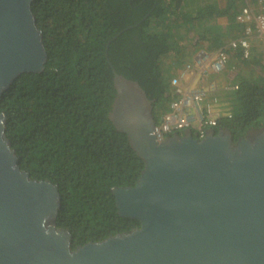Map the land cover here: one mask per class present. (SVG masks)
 <instances>
[{
  "label": "trees",
  "instance_id": "obj_1",
  "mask_svg": "<svg viewBox=\"0 0 264 264\" xmlns=\"http://www.w3.org/2000/svg\"><path fill=\"white\" fill-rule=\"evenodd\" d=\"M199 1L32 3L46 53L44 69L16 78L0 97V112L6 117L5 135L20 169L32 179L57 185L61 207L56 225L71 234L72 249L139 226L137 220L117 215L110 191L133 186L143 162L125 134L117 132L107 118L115 91L105 52L114 70L136 81L153 100L157 123L171 99L169 76L164 75L159 59L167 56L179 61L196 50L182 39L188 29L180 30L181 23L193 20L201 28L220 14L234 17L245 0H226L222 9L216 2L194 5ZM232 27L234 36L220 30L202 31L201 38H196L202 41L197 52H215L241 36L242 25L234 22ZM190 32L196 34L198 29L191 25ZM225 52L235 66V77L222 90L229 116L219 117L213 130L227 129L236 142L248 130L264 125V63L253 50L248 59L239 50Z\"/></svg>",
  "mask_w": 264,
  "mask_h": 264
},
{
  "label": "water",
  "instance_id": "obj_2",
  "mask_svg": "<svg viewBox=\"0 0 264 264\" xmlns=\"http://www.w3.org/2000/svg\"><path fill=\"white\" fill-rule=\"evenodd\" d=\"M34 1L0 0V97L44 69ZM105 57L115 91L107 118L143 162L133 186L110 191L117 215L139 226L72 249L56 225L57 185L20 169L0 112V264H264V125L236 142L224 128L157 141L153 100Z\"/></svg>",
  "mask_w": 264,
  "mask_h": 264
},
{
  "label": "built area",
  "instance_id": "obj_3",
  "mask_svg": "<svg viewBox=\"0 0 264 264\" xmlns=\"http://www.w3.org/2000/svg\"><path fill=\"white\" fill-rule=\"evenodd\" d=\"M234 20L242 25L241 36L229 40L215 52L198 51L191 63L183 62L169 71L171 99L166 112L155 122L153 132L157 141L186 129L201 139L206 135V130H212L217 125L219 117L229 116L228 109L223 112L215 109L221 101L217 93L229 88L235 77V66L225 49L239 50L242 58L248 59L252 40L264 43V0H255L254 3L245 0ZM218 76L225 77L226 83L220 82ZM200 77L205 87L196 90L194 81ZM233 89H237V86H233Z\"/></svg>",
  "mask_w": 264,
  "mask_h": 264
},
{
  "label": "crops",
  "instance_id": "obj_4",
  "mask_svg": "<svg viewBox=\"0 0 264 264\" xmlns=\"http://www.w3.org/2000/svg\"><path fill=\"white\" fill-rule=\"evenodd\" d=\"M208 2H210V3H207V5L209 4V6L211 5V2L212 3L216 2L215 5L219 9L224 8L226 6V4H227L226 0H212V1L208 0ZM197 4H198V2L194 3V5H197ZM212 6H214V5H212ZM208 8L209 7H207V9ZM234 22L235 21L233 19V15L227 17L226 15H221L220 14V15H218L215 18V20H211L210 19V20H207V21L203 22L204 26L201 27V28H199V26H202L201 24L195 23L194 26H195V28L198 29V33H196V34H192L190 32V26H191L192 20H189L187 24L185 22L181 23V25L179 27L180 30L185 31V30L188 29V34L186 36H184L182 39L185 40L186 44L188 42H190V45H195L196 50L190 51V55L188 57H185L184 59H179V61H175L174 59H172L170 57H167V56H165L163 59H161L159 62H160V65L162 66L164 75L168 77L169 76V71L171 70V68L173 66H180L186 60L189 61L190 59H192L190 61V63L193 61V58H194L195 54L197 53V50H200L198 48H201V46H202V41L196 39V38H201L200 36L202 35V31L206 32V33H214L216 30H220L222 32L226 31L227 34H230V35L234 36L235 33H232L230 31L231 27H232V24ZM193 39H195L194 43H193ZM185 42H183V44ZM252 50L258 52L260 57H264V43L261 40L260 41L259 40L258 41L257 40L256 41L252 40ZM262 60H264V59H262ZM219 78L222 81V83H224V84L226 83V81H225L223 76H219ZM204 87H205V84H202V83H197V84L194 85V88L196 90L203 89ZM217 94L219 95L220 99H221V96L223 97L222 90L219 93H217Z\"/></svg>",
  "mask_w": 264,
  "mask_h": 264
},
{
  "label": "rangeland",
  "instance_id": "obj_5",
  "mask_svg": "<svg viewBox=\"0 0 264 264\" xmlns=\"http://www.w3.org/2000/svg\"><path fill=\"white\" fill-rule=\"evenodd\" d=\"M210 1H212V0H210ZM198 3H202V4L206 5L207 3H210V2H208V0H200ZM204 5H202V6H200V7L202 8V7H204ZM196 10H198V9H196ZM188 13H190V12H186V14H188ZM191 25H192V26L195 25V23H194L193 20H192ZM164 57H165V56L161 57L159 60L163 59ZM262 59H264V57H262ZM262 62L264 63V60H262ZM217 78H218V80H220L219 76H218ZM224 79H225V77H224ZM235 80H236V79H235ZM225 81H227V79H225ZM201 82H203L202 77L195 79L194 84L201 83ZM220 82H222V81L220 80ZM223 84H224V83H223ZM223 99H224V96H223V97L221 96V101H220L221 103L219 102L218 105L215 106V109H216V110H219V111H221V112H223L224 109H225V110H226V109H229V104L226 103V102H223Z\"/></svg>",
  "mask_w": 264,
  "mask_h": 264
},
{
  "label": "clouds",
  "instance_id": "obj_6",
  "mask_svg": "<svg viewBox=\"0 0 264 264\" xmlns=\"http://www.w3.org/2000/svg\"><path fill=\"white\" fill-rule=\"evenodd\" d=\"M233 19H234V17H233ZM235 21V20H234Z\"/></svg>",
  "mask_w": 264,
  "mask_h": 264
}]
</instances>
